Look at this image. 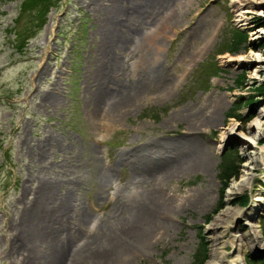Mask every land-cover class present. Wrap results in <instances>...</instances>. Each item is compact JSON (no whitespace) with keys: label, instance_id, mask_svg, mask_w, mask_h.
<instances>
[{"label":"rangeland","instance_id":"obj_1","mask_svg":"<svg viewBox=\"0 0 264 264\" xmlns=\"http://www.w3.org/2000/svg\"><path fill=\"white\" fill-rule=\"evenodd\" d=\"M93 1L53 0L36 26L42 13L26 9L24 0H0V264L26 244L21 219L41 179L53 180L58 194L68 188L77 206L68 218V249L88 237L89 248L111 214L124 212L121 202L135 203V190L151 185L139 178L141 170L118 162L119 154L183 137L201 146L205 162L163 179L172 204L164 226L117 264H204L213 216L264 196V163L248 164L255 143L264 162V0H169V18L149 0H121L127 44L114 50L111 62L122 91L133 93L145 59L157 69L124 113L112 120L97 109L94 123L87 80L102 57L93 50L101 14ZM147 41L152 56L142 50ZM223 162L234 167L220 175ZM246 166L250 184L228 194ZM244 220L234 219L220 239L246 230ZM254 220L264 240V203ZM221 249L229 264L232 247ZM26 253L17 256L26 259ZM244 259L264 264V246L245 250Z\"/></svg>","mask_w":264,"mask_h":264},{"label":"bare ground","instance_id":"obj_2","mask_svg":"<svg viewBox=\"0 0 264 264\" xmlns=\"http://www.w3.org/2000/svg\"><path fill=\"white\" fill-rule=\"evenodd\" d=\"M168 1L149 0L147 3L149 2L151 8H156L159 14L164 9L166 13L163 14V17L169 18L171 16L165 9L169 7ZM235 1L237 4H241L245 0ZM93 2L96 5L99 4L97 7L101 11L94 29L96 38L93 50L99 52L97 57H102V59L99 58L100 60L95 58L98 61L97 65L89 78L87 77V88H90L91 91L93 89L92 97H90V102L91 98L93 99V107L89 113L94 123L97 109L102 111L99 113L102 118L107 117L112 120L124 113L140 95V84L148 83L149 77L155 75L157 68L153 61L145 59L142 75L140 78H136L139 82L135 84L133 93L122 91L118 77L120 72L115 74L114 61L111 62V58H114L116 54L114 50L125 48L127 44V37H124L125 27L122 32V26H119L121 24L119 20L122 19L121 14L125 9L122 8L121 0H105L103 3L100 0H95ZM88 3L91 4L92 1ZM168 9L170 10V7ZM245 10L249 9L245 8ZM126 19L129 20V18ZM131 24H138V21L129 22L128 26ZM131 27L134 28L132 34H136V26ZM148 42L143 44L142 50H149L146 52L152 56L151 49L147 47ZM111 52L114 54L112 55ZM141 55L143 56L144 53ZM259 114H264V111ZM259 122L256 121L257 124ZM256 127L257 131H263L261 125ZM232 129L230 128V130ZM254 147L252 152L255 156H249L248 162L251 166L258 162L264 163L263 147L257 146L256 143ZM201 152L203 153L200 145L191 141L190 137H183V139L169 142L158 139L143 142L126 153H120L117 161L127 163L135 171L141 170L138 172L139 178H145V183L151 185L141 191L135 190V203L128 200L121 202V209H125L124 212L121 211L118 216L111 214V220L105 222L106 227L101 228V233L95 238L94 236L91 238V240L94 239L95 244L89 245V248L88 246L84 248L85 245L92 242L88 240V237L80 247L68 249L67 239L70 234L67 232L69 229L67 227L68 218L72 212L76 211L77 206L72 202L68 188L59 191L60 194H58L54 190L55 182L53 180L41 179L36 187L37 197L32 203L29 202L31 206L26 212L28 214H23L21 219V225L26 230L22 239L26 238V244L24 246L23 243L19 250L14 251V259L8 264H117L119 258L144 248L153 237L154 232L164 226L162 224L166 221L165 216L167 217L165 213L169 212V209L171 210L172 204L165 196L167 193L163 191L162 181L187 166L202 165L205 161ZM251 178L252 172L247 167L241 178L230 184L228 194L247 187ZM252 201L253 203L248 208L227 205L213 216L208 224L212 233L209 235L211 241L209 257L204 264H228V259L221 249L224 244H229L232 247L229 264H246L244 251L264 246L261 232L254 220L264 203V196L262 193H257ZM239 216H243L245 219L247 229L244 231L234 229L230 238L225 242L222 241L220 237L223 235V231L227 230L233 220ZM82 220L84 219L82 218L81 222ZM14 248L12 246L10 250ZM25 251L27 252L26 259L24 256L23 258L17 256L18 253L23 254Z\"/></svg>","mask_w":264,"mask_h":264},{"label":"trees","instance_id":"obj_3","mask_svg":"<svg viewBox=\"0 0 264 264\" xmlns=\"http://www.w3.org/2000/svg\"><path fill=\"white\" fill-rule=\"evenodd\" d=\"M52 1L53 0H24V7L26 9L29 8V10H31L33 12H40V13H42L39 16V17H42V19L41 20H38V22L37 21L35 22L36 23V26H40L41 24H43V22H44L43 17L45 15L47 9L49 8V6L52 4ZM39 17H35V19H37ZM24 37L27 38V35H24ZM24 40L22 42H20L22 44V45L20 44V46H23L24 45ZM20 49H21V47H20ZM230 166L231 167H234L233 164H228L226 162H223L221 164L222 169H221L220 175H222L223 173H225L227 171V168L230 167ZM234 173L237 174L236 173V170L234 171ZM225 175H226V177H229L232 174L227 173Z\"/></svg>","mask_w":264,"mask_h":264}]
</instances>
